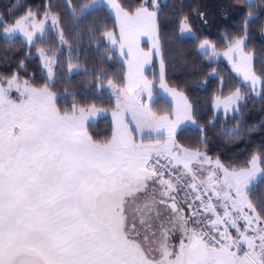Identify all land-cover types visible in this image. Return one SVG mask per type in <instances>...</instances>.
Returning <instances> with one entry per match:
<instances>
[{
	"label": "snow or ice",
	"instance_id": "6c2138e0",
	"mask_svg": "<svg viewBox=\"0 0 264 264\" xmlns=\"http://www.w3.org/2000/svg\"><path fill=\"white\" fill-rule=\"evenodd\" d=\"M66 3L79 18L101 6L91 0L77 12L70 0ZM109 3L116 10L119 35L133 54L123 106L131 107L142 131L165 128L168 139L137 143L117 112L111 139L98 142L87 128L94 106L73 101L62 111L49 84L35 87L24 80L21 86L15 75L0 79V264H264V214L248 195L264 183V157L253 155L248 167L237 168L179 145L181 113L192 119L183 93L169 89L178 103L174 121L130 100L129 93L147 91L152 97L151 81L143 75L151 53L139 48L137 37L150 35L159 51L157 14L144 4L125 10L115 0ZM248 16L259 18L252 12ZM51 18L54 23L59 19ZM186 21L182 31L190 30ZM0 24V35L23 32L29 42L43 30L31 10L11 26L2 19ZM105 34L115 42L111 31ZM246 39L247 27L224 55L233 60L237 54L234 67L254 89L264 78L255 73L254 54L244 51ZM207 47L208 41L200 44ZM46 59L51 77L52 60ZM160 67L165 87L163 58ZM14 87L18 101L9 96ZM242 99L236 89L226 107ZM177 233L178 244L172 242Z\"/></svg>",
	"mask_w": 264,
	"mask_h": 264
},
{
	"label": "trees",
	"instance_id": "16d2710c",
	"mask_svg": "<svg viewBox=\"0 0 264 264\" xmlns=\"http://www.w3.org/2000/svg\"><path fill=\"white\" fill-rule=\"evenodd\" d=\"M51 1L53 0H0V18L5 23H11L27 9L34 12L38 6L40 12L45 9L48 14L54 13L56 16L67 13L72 15L66 0L55 1L58 4L55 12L51 10ZM89 1L91 0H70L77 12ZM117 2L125 10H132L142 4L155 9L152 0ZM250 3L254 6L250 7ZM249 12L259 18H250ZM185 18L191 35L182 34ZM156 22L164 62V80L187 96L191 116L196 123L195 126L187 125L177 130L176 142L182 147L200 149L209 157H218L225 165L237 168L248 167L253 155L264 157V83H261V92L257 94L255 89L233 71L227 60H211L209 52H202L200 48V44L209 41L215 50L225 51L230 47V42L245 36L247 27L245 48L255 55V72L264 78V0H162L157 10ZM57 27L59 28L58 21ZM2 28L3 25L0 24V29ZM40 36L35 34L30 46L28 43L16 42L14 36L0 35V76L18 70L37 83H46L48 74L41 55V51L44 53V41ZM114 70L115 73L108 78L114 77L116 82L120 84L122 80L123 83L124 68L118 66ZM160 73V62L154 58L146 74L155 83L156 92L159 90ZM236 89H240L244 99L237 103L234 111L228 114L217 111V98L230 96ZM98 96L97 102H104V110L109 112L115 109L113 96L108 93ZM151 108L158 114H171L174 106L166 97L158 95ZM88 129L96 141L110 140L115 131L112 116L109 113L101 116L90 123ZM235 129L238 131H233ZM261 165L264 168V163ZM249 198L256 205L257 211L264 214V206L261 204L264 201V183L249 192Z\"/></svg>",
	"mask_w": 264,
	"mask_h": 264
},
{
	"label": "rangeland",
	"instance_id": "374dc122",
	"mask_svg": "<svg viewBox=\"0 0 264 264\" xmlns=\"http://www.w3.org/2000/svg\"><path fill=\"white\" fill-rule=\"evenodd\" d=\"M55 1L56 0L51 1V10L54 12L58 8V4ZM152 1L155 5V9L153 11H156L157 14L158 7H160L162 0ZM249 1L253 2L255 0ZM46 3H48V1ZM115 3L118 4L117 0H115ZM88 4H91V1H89ZM98 4L101 5L99 7V10L91 11L89 15H86L83 18L72 16L69 13L64 16L60 14L57 15L60 19V22L58 19L59 28L61 25L60 29L57 27V22L54 23L51 18L54 13L48 14V18L46 19L43 16L46 13L45 9L43 10V12H40L38 11L40 6H38L37 9L34 10V13H36V21L43 24V30L36 31V34L41 35L40 39L44 41L42 42L44 50V62L45 64L47 63L46 58L52 60V63L50 65L52 69V75L51 77H49L48 75L46 83L44 84H49L50 89L57 94V107L61 108L62 111L65 107L70 108L73 101L78 102L81 106H94L97 109V111L89 118L87 122V128L89 127L90 123H93L101 116L109 113L113 117L112 119L114 120L116 129L117 117L114 116L113 113L119 112L121 118L123 119V122L127 124L128 127L132 130L133 136L137 143H140L141 141H143V143L145 144L161 143L164 138L160 136L154 138L146 137V132H152L154 130L144 128L142 131L139 127L136 126L137 122L133 119V112L131 110V107L125 109L123 106L125 103L123 98V89L128 84L129 62L133 60V54L128 52L127 44L122 41L119 35L120 26L115 8L112 7L111 3H109V0H98ZM28 10L31 9H27L26 11H24V9H21V11H24V14ZM13 19L14 17H12V20ZM6 24L11 26L14 24V21ZM188 28L190 29L189 25ZM29 30L35 31L34 29ZM108 31H111L113 33L115 42L109 40V38L105 34ZM61 33L63 34V41L60 38ZM182 34L191 35L192 32L191 30L185 29L184 31H182ZM13 36L16 39V42L20 44L28 43L31 46V42L27 40V38L23 35V32H17L13 34ZM33 38L35 37L33 36ZM137 40L140 49H142L144 52L151 53L149 62L143 66V72L145 73V75H147L146 71L152 65L153 59L156 58L159 62L161 61V49L159 48V51H157L155 48H153V40L150 35H139L137 37ZM39 42L40 41H38V43ZM122 43H124L123 49H121ZM208 43L209 47H207V50L201 49V51L209 52V58L211 60H227L231 65L233 71L243 78L242 74L237 72L234 67V60L238 58L237 54L233 53V60H230L228 56L224 55V53L228 51L229 48H227L225 51H217L215 49L213 50L214 45L211 42L208 41ZM244 51L246 53H252L247 51L245 47ZM118 66H120V68H124V81L122 83V80H120V84L115 81L116 79H114V77L108 78L113 73H115L114 69H118ZM46 73L48 74L47 68ZM14 75L21 82V86L24 80L29 81V83L35 87H41L44 85L40 82H35L31 77L22 75L18 70L11 74L1 75L0 79H10ZM109 81H111V84L109 83ZM260 85V81L255 85L254 89L257 94H260L261 92ZM92 90L94 92H92ZM101 93H108L109 95L114 97L116 103V107L114 110L108 112L107 110H104L105 108L102 106L104 102H97V99L99 98L98 95ZM145 93L146 91L140 93H129L128 95L130 100L137 99L139 103H143L146 105L144 99ZM9 96L12 100L18 101V99L20 98V93L14 87L10 91ZM230 96L217 98V111H223L226 114L234 111V108L237 104H228L227 107L225 104ZM118 99L121 102V108L119 109L117 108ZM147 101V105L150 104L149 107L151 108V105L155 100L152 102L149 98H147ZM151 110L152 112H154L152 108ZM155 114L158 117L163 115L158 113ZM187 125L195 126L196 123L192 118L191 120L186 122L184 126ZM89 134L91 135L90 132ZM184 211L187 214L189 210L187 208H184ZM241 226H243V221H241ZM172 242L176 244L179 243V233L174 236Z\"/></svg>",
	"mask_w": 264,
	"mask_h": 264
},
{
	"label": "crops",
	"instance_id": "0c3cea01",
	"mask_svg": "<svg viewBox=\"0 0 264 264\" xmlns=\"http://www.w3.org/2000/svg\"><path fill=\"white\" fill-rule=\"evenodd\" d=\"M145 6L148 7L150 11H153L154 10L153 8L149 7L148 5H145ZM263 32H264V27H263ZM253 62H254V59H253ZM253 62H252V64H253ZM253 68H254V65H253ZM143 75L147 78L148 81H151V93H152V97H151L150 100L152 102L156 99V97L158 95H162V96L166 97L168 100H170L171 103H173V106H174L173 112L171 114H163L161 116H168L170 120H173V121L176 120V117H177V109H178L177 97L174 96L172 94V92L169 91V89L175 90L176 92H179V93H183V92H181L180 90H177L176 88H173V87L169 86L165 82V80H164V84L166 86L165 87H162L161 86V81H160V83L158 85L159 86L158 87L159 90H158V92H156L155 89H154L155 88V83L151 79H149L148 76L145 75L144 72H143ZM256 75H257V73H256ZM257 83H259V81ZM183 95L187 98V96L184 93H183ZM147 98H148V93L146 91L145 96H144L146 105L148 104L147 103L148 102L147 101ZM187 102L190 105L188 99H187ZM188 121L189 120L183 118V114L181 113V119H180V122H179V124L177 126V130H179V128L183 127L185 125V123L188 122ZM114 126H115V123H114ZM145 134H146V137H149V138H154V137H157V136H160V137L164 138L163 141H161V144L165 143L167 141V139H168V138H166L168 136H167V130H165V128H161L159 132H156L154 130L152 132H146Z\"/></svg>",
	"mask_w": 264,
	"mask_h": 264
},
{
	"label": "built area",
	"instance_id": "2783aa9c",
	"mask_svg": "<svg viewBox=\"0 0 264 264\" xmlns=\"http://www.w3.org/2000/svg\"><path fill=\"white\" fill-rule=\"evenodd\" d=\"M162 162H163V161H162ZM231 231H232V235L235 236V235H236L235 230H234V229H231Z\"/></svg>",
	"mask_w": 264,
	"mask_h": 264
}]
</instances>
